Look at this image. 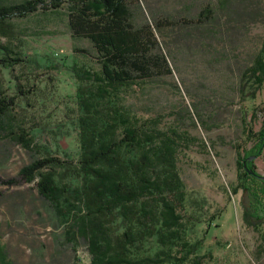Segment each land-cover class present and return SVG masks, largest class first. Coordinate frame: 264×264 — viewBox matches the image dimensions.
<instances>
[{
  "label": "trees",
  "instance_id": "obj_1",
  "mask_svg": "<svg viewBox=\"0 0 264 264\" xmlns=\"http://www.w3.org/2000/svg\"><path fill=\"white\" fill-rule=\"evenodd\" d=\"M232 2L220 0L224 19L210 7L200 13L197 22L184 27L140 26L127 0L0 2V37L13 39L15 21L39 11L46 15L63 13L72 39L87 40L93 49V54L78 48L74 53L93 59L97 67L80 63L75 55L62 57L49 66L51 70H68L79 83L76 116L72 119L78 132V154L67 159L48 154L20 172L26 183L36 182L39 195L54 210L66 239L74 246L79 240L86 243L89 261L85 264L212 263L210 253L201 254L203 240L191 235L203 223H212L214 217L209 220L205 204L189 197L178 169L179 153L196 144L197 139L178 129L163 131L157 120L138 117L126 105V96L131 88L140 89L145 79L160 74L156 69L172 75L167 56H151L161 46L156 28L175 29L173 39L180 46L186 41L177 37L181 31L191 30L188 37L191 32L198 33L199 39L202 35L212 40H231L246 24L263 20L259 4L255 3V9L245 5L239 10ZM22 58L25 56L21 50L0 46V72H7L12 83L9 88L16 96L5 95L0 83L1 129L3 119L12 112L32 108L31 101L40 106L44 89H36L38 86L27 77L26 86H22L24 81L13 79L16 68L22 67ZM240 83L242 96L254 98L255 92L264 88V40ZM31 125L32 121L28 131L38 128ZM27 130L20 129L18 139L31 148L34 142ZM244 130L248 139L256 141L251 149L240 152L237 148L239 183L232 192L243 190L249 203L244 210L246 222L260 235L264 247V181L244 168L250 157L262 155L264 128L258 134L252 127ZM252 166H248L250 170ZM0 264H12L1 244Z\"/></svg>",
  "mask_w": 264,
  "mask_h": 264
},
{
  "label": "rangeland",
  "instance_id": "obj_2",
  "mask_svg": "<svg viewBox=\"0 0 264 264\" xmlns=\"http://www.w3.org/2000/svg\"><path fill=\"white\" fill-rule=\"evenodd\" d=\"M22 1L0 0L4 4ZM127 3L140 26L184 27L186 23L197 22L200 13L210 7L224 19L220 0H127ZM255 3L264 13V0L232 2L239 10H244L245 5L255 9ZM262 19L243 26L231 40H212L202 35L199 39L198 33L191 32L188 37L191 30L181 31L177 37L186 39L181 42L184 46L174 42L175 29L156 28L161 46L151 56H167L172 75L156 69L160 74L145 79L140 89L131 88L126 96V105L138 117L157 120L163 131L178 129L197 139L196 144L179 153L178 169L189 197L205 204L209 220L214 217L212 223H203L191 235L203 240L201 254L210 253L211 264H264L260 235L246 222L244 210L248 199L243 190L232 192L239 183L237 148L240 152L251 149L256 141L248 139L244 129L252 127L258 134L264 128V88L256 91L254 98L242 96L240 91L241 75L264 40ZM0 46L21 50L25 56L19 62L22 67L16 68L14 80L24 81L22 86H26L27 77L38 86L36 89H44L40 103L37 102L40 106L31 101L32 108L12 112L3 119V129L0 128V244L12 264L88 263L86 243L79 240L74 246L66 239L54 210L39 195L36 182L26 183L20 172L48 154L62 159L78 154V132L72 119L76 116L79 83L68 70H51L49 66L62 57L74 56L75 48L93 54L92 46L87 40L72 39L63 13L46 15L42 11L16 20L13 39L0 37ZM75 56L80 63L96 66L93 59ZM11 57L17 59L13 54ZM10 79L7 72L3 75L0 72L2 91L16 99L9 88ZM30 121L38 126L34 131L27 130ZM20 129L29 132L34 142L31 148L18 139ZM253 164L256 174L264 175V149Z\"/></svg>",
  "mask_w": 264,
  "mask_h": 264
},
{
  "label": "water",
  "instance_id": "obj_3",
  "mask_svg": "<svg viewBox=\"0 0 264 264\" xmlns=\"http://www.w3.org/2000/svg\"><path fill=\"white\" fill-rule=\"evenodd\" d=\"M263 141H264V136H263ZM256 159H257L256 156H253V157H250V158H249L250 161H254V160H256ZM244 166H245V168L247 169V173H248V174L254 175V176L258 177L259 179H261L262 181H264V175H258V174H256V173L254 172V170H250V169H248L246 163H244Z\"/></svg>",
  "mask_w": 264,
  "mask_h": 264
},
{
  "label": "flooded vegetation",
  "instance_id": "obj_4",
  "mask_svg": "<svg viewBox=\"0 0 264 264\" xmlns=\"http://www.w3.org/2000/svg\"><path fill=\"white\" fill-rule=\"evenodd\" d=\"M252 157H253V156H252ZM245 163H246V165H247V168L249 169L248 166L251 165V164L253 165V163H255V160H254V161H250V160L248 159V161L245 162ZM252 167H253V166H252ZM244 168H245V166H244ZM245 170H246V168H245ZM252 170H254V172L257 173V172H256V169H254V167L252 168ZM253 176H254V175H253ZM255 177H256V176H255Z\"/></svg>",
  "mask_w": 264,
  "mask_h": 264
}]
</instances>
